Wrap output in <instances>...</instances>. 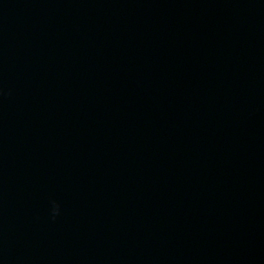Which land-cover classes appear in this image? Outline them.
<instances>
[{"label": "water", "instance_id": "95a60500", "mask_svg": "<svg viewBox=\"0 0 264 264\" xmlns=\"http://www.w3.org/2000/svg\"><path fill=\"white\" fill-rule=\"evenodd\" d=\"M0 264H264V0H0Z\"/></svg>", "mask_w": 264, "mask_h": 264}, {"label": "clouds", "instance_id": "9594fccd", "mask_svg": "<svg viewBox=\"0 0 264 264\" xmlns=\"http://www.w3.org/2000/svg\"><path fill=\"white\" fill-rule=\"evenodd\" d=\"M55 214H56V206L53 205V208H52V215H53V218H54Z\"/></svg>", "mask_w": 264, "mask_h": 264}]
</instances>
